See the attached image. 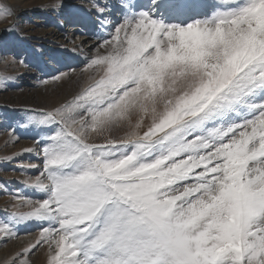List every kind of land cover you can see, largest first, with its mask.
<instances>
[{
    "label": "snow or ice",
    "instance_id": "obj_1",
    "mask_svg": "<svg viewBox=\"0 0 264 264\" xmlns=\"http://www.w3.org/2000/svg\"><path fill=\"white\" fill-rule=\"evenodd\" d=\"M198 4L121 0L102 21L90 83L38 113L43 171L26 186L45 198L17 193L29 210L0 240L40 230L4 264L45 244L47 264H264V0Z\"/></svg>",
    "mask_w": 264,
    "mask_h": 264
},
{
    "label": "rangeland",
    "instance_id": "obj_2",
    "mask_svg": "<svg viewBox=\"0 0 264 264\" xmlns=\"http://www.w3.org/2000/svg\"><path fill=\"white\" fill-rule=\"evenodd\" d=\"M104 1L0 0V10L11 13L0 18V74L12 77L0 80V221L11 219L12 212L29 210L19 204L17 193L33 200L45 198L26 186L43 171L41 145L37 141L46 140L48 130L36 123L38 113L70 99L90 83L89 74L83 72L87 62L81 60L84 55L58 42L63 36L51 34L67 33L81 21V16L99 17L95 7L97 3L105 6ZM115 1L107 2L112 5ZM150 6L151 0H146L143 8ZM14 7L19 9L16 13ZM116 12L121 14V10ZM96 30L105 33L98 27ZM92 51L95 53L94 48ZM43 59L49 62L46 75L40 67ZM56 76L61 79L54 80ZM112 136L123 139L125 132L114 131ZM91 139L100 142L95 136ZM16 230L18 237L0 240V264L27 246L37 236L40 225L20 223ZM48 254L45 244L20 258H26L29 264H47Z\"/></svg>",
    "mask_w": 264,
    "mask_h": 264
},
{
    "label": "bare ground",
    "instance_id": "obj_3",
    "mask_svg": "<svg viewBox=\"0 0 264 264\" xmlns=\"http://www.w3.org/2000/svg\"><path fill=\"white\" fill-rule=\"evenodd\" d=\"M108 0H105L103 5H108ZM149 1V0H148ZM146 0H135V3L138 7L143 8ZM220 3V0H199V4L197 7L198 13H210L215 5ZM121 0H116L112 5L109 3V7L106 10V17H93V16H81V21L71 26L67 33L63 32L59 35V33H53L52 36L57 35L63 36V38L58 42H63L65 46H67L70 50H78L84 55V59L88 60L90 56L94 53L92 51L91 45L97 43L99 31L96 28L102 29L105 33L109 31L106 27L103 26L102 21L107 18L109 20H116L118 22V18L120 14L116 11L121 10L120 8ZM148 3H146L147 5ZM19 9L13 8V12L16 13ZM24 12V11H23ZM98 16V15H97ZM66 41H69L66 43ZM56 42V41H55ZM85 45H87L85 47ZM49 62L42 60L40 67L42 68V74H49V68L47 66ZM36 65H39L38 63Z\"/></svg>",
    "mask_w": 264,
    "mask_h": 264
}]
</instances>
